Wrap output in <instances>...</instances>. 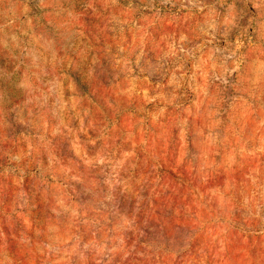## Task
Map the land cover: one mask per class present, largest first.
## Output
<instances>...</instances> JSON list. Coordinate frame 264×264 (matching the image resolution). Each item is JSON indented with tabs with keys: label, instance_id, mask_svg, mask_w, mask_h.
<instances>
[{
	"label": "rangeland",
	"instance_id": "obj_1",
	"mask_svg": "<svg viewBox=\"0 0 264 264\" xmlns=\"http://www.w3.org/2000/svg\"><path fill=\"white\" fill-rule=\"evenodd\" d=\"M0 264H264V0H0Z\"/></svg>",
	"mask_w": 264,
	"mask_h": 264
}]
</instances>
